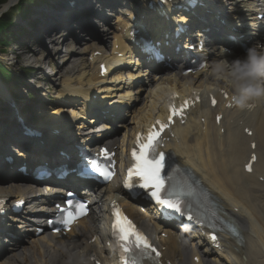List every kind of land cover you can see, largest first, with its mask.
Instances as JSON below:
<instances>
[{
    "label": "bare ground",
    "instance_id": "bare-ground-1",
    "mask_svg": "<svg viewBox=\"0 0 264 264\" xmlns=\"http://www.w3.org/2000/svg\"><path fill=\"white\" fill-rule=\"evenodd\" d=\"M104 1L106 5H113V1L116 0ZM253 1L254 0H246L248 9L250 8L248 6H250ZM236 7L235 10L239 13V6ZM221 11L222 9L219 10V12ZM49 12L50 15L47 17V22L50 23H62L64 18L68 17L69 14L70 16L68 18L70 19L72 15H74L76 19L82 17V14L78 9L77 11H72L70 13L67 12L64 16L55 15L54 10ZM219 12H214L209 18H215ZM254 14H256V12L253 13V15ZM212 23H214L215 27L219 28L221 32L220 36L223 37V39H225L223 34L232 33L229 28L218 26L216 20H213ZM263 37L264 35L260 36V39ZM98 43L99 46L95 44L94 47L103 48L106 46L105 40L99 41ZM87 49L88 47L81 45L80 50L71 49L69 51V56L66 54L61 63L56 64L53 61V67L51 69L53 72H56L57 70V73L59 71L61 74V67L66 65V57L68 56V58L73 60L68 68L65 69V75L59 74L60 78L62 77L60 83L61 95H77L82 99L88 98L95 93V89L101 88V83L106 81L105 79L99 78L95 72L86 73L84 67L75 60V58L78 59L83 57L87 52ZM27 52H29V50ZM55 55L57 57L60 56V54ZM232 58L234 57H230L229 60ZM41 59H43V57ZM219 59H221V54L220 52L218 53L215 51L209 59L208 68L193 76L191 75L190 77L181 76L180 71H175L174 76L162 74L157 78H155V74L152 73L137 72L135 77H130L127 80L126 90L131 88L130 84L133 80L140 79V85L137 86L140 90L139 95H142L146 88H149L144 99H147L146 102H148V99L151 98L148 106L150 109H155L157 107L158 111L161 109L159 104L160 99H162L164 95L165 98L168 97L170 95V93H168L169 90L178 92L177 89H179V91L182 92L179 93V96H185L186 93L190 92L191 88L200 92L201 101L199 115H204L206 117L205 122H201L198 117L197 119L191 118L188 123L179 130L177 140L169 145L173 147L176 158L180 164L187 166L198 176L201 184L208 193L212 209L219 211L220 215H225L226 212H230L229 205H227L226 202L223 203V196L226 197L228 202L240 205L244 208L245 216L236 219L242 239L234 242L233 251L235 255V263L260 264L261 260L264 259V98L258 101L256 108L251 111L239 110L236 108L233 110L224 109V102L219 90L225 89L230 94L232 90L229 86L223 84V81H217L210 75L211 66L219 61ZM40 64H43V62ZM170 65H173V63ZM81 66L82 68H80ZM133 71L135 72V69H133ZM71 73L73 74L71 75ZM120 76L121 75L115 76L116 79L120 80L119 83H121L116 88V90H119V93L123 92V89L121 88H124V84H126L125 82L122 84V77ZM74 85L77 87H74ZM101 89L102 92L105 90L104 87ZM149 93L151 96L148 95ZM127 97L130 100L131 98H134V95L129 94ZM211 97H215L217 100V104L214 107L210 106ZM117 99L118 98L109 101L108 104H114ZM101 103L103 104V102ZM143 109L141 108L140 110H137L136 108L135 112L139 114V117L137 119L131 118L129 120V125L135 121L138 125H132L130 128L138 127L146 120L140 115L145 113ZM216 112L222 114L219 125L213 120V115ZM151 113L152 112L145 114L146 117H151ZM158 115H160V113H158ZM59 117L62 118L63 114ZM59 117H57V115H51L48 119L44 120V122H55L58 121L57 118ZM81 119H84V117ZM151 119L153 120L154 118ZM92 122L93 120L89 123ZM247 125L253 129V136L250 138H247L241 132ZM125 126L123 127V125H120V127H123L122 131ZM83 127L84 125H80L77 128ZM221 129L224 131L223 133L220 132ZM132 135L134 136L135 133L133 132ZM68 136V132L62 129V135L56 137L59 138L58 143L56 144L52 142L55 141V138L50 136L52 141H45L44 143V147L47 148L46 154L53 152L54 150L51 151V149L56 148L57 145L65 144ZM239 137L241 138L238 139ZM242 140H255L258 144L256 150L257 163L254 166L256 172L253 174L245 173L242 168V161L245 159H243L244 153L247 155L249 152L248 143L245 142L244 144H240ZM19 156L23 155L19 154ZM258 175L263 178V181L257 179ZM13 178L14 177H11V179ZM1 180H4V178L1 177ZM109 188V195H112L114 189L111 186ZM1 193L8 197L22 196L23 189L21 185L10 184L7 188L5 186H0V194ZM222 206L225 211L221 210ZM130 212L138 223L140 221L144 223L140 214L133 210H130ZM90 218L95 222V215H92ZM28 230L29 229L26 231ZM94 234L98 236L101 235L96 225L89 226L83 221L80 223L78 230L74 231L72 234V237L74 238L75 235H77V238H75L76 241L69 243H66L65 241L61 242V248L56 251L49 249L45 237L33 238L31 234H27V236L33 239L32 244L30 243L31 246L25 247L20 245L19 242L16 247L9 248L2 252L0 258L6 253L11 254L1 264H82L83 261L86 262V264H89L87 256L90 254L101 257L105 263L108 258L102 243L96 240L94 244L88 245L86 242ZM74 238H72V241ZM168 243V241L163 240L160 242V246L165 247L164 250L167 252L168 249L171 250L172 255L182 259V263L180 264H191L189 259L190 255L185 253L186 251H189V248L179 250V246L168 245ZM191 249L193 252L195 251L193 247ZM206 252L207 251L205 250L201 253V264H222L221 260L215 258L213 253L208 254ZM37 254L38 257H35ZM207 257H209V261L206 260Z\"/></svg>",
    "mask_w": 264,
    "mask_h": 264
},
{
    "label": "snow or ice",
    "instance_id": "snow-or-ice-1",
    "mask_svg": "<svg viewBox=\"0 0 264 264\" xmlns=\"http://www.w3.org/2000/svg\"><path fill=\"white\" fill-rule=\"evenodd\" d=\"M203 67V66H201ZM213 104L215 100L212 101ZM187 107V102L185 101L180 109H174L170 105V115L168 120L171 121L174 115H181L183 108ZM219 119V118H217ZM156 123H160L157 121ZM166 125L161 124V131ZM159 131L149 130L147 137L145 138L144 143H140V138H137V143L139 146V152L137 153L136 149H133L132 155L136 163L132 168L128 169V178L125 180V187H132V184L129 183L131 177L136 176L140 178V187L145 189H151V196L161 205L167 206L168 208H173L179 211L178 204L171 200L162 199L161 192L164 187V180L161 178L160 173L164 168V153H159L156 156L149 158L151 153L154 151V143H157V137H159ZM255 159V157H253ZM94 169L97 168L95 164L92 165ZM250 170V169H249ZM105 178L110 179L111 174L105 173ZM73 202L68 201V204L71 205ZM85 205L79 204L76 206L74 211L67 212L65 218L61 221L65 227H68L75 219L79 216L86 214L83 209ZM113 215L115 217L113 221V230L117 234V241L120 247V258L123 264H138V255L143 251L151 249L155 252L156 249L152 248L147 239L135 229V226L132 222L119 211L118 208H115ZM215 239V237H213ZM159 255V253H157Z\"/></svg>",
    "mask_w": 264,
    "mask_h": 264
},
{
    "label": "clouds",
    "instance_id": "clouds-1",
    "mask_svg": "<svg viewBox=\"0 0 264 264\" xmlns=\"http://www.w3.org/2000/svg\"><path fill=\"white\" fill-rule=\"evenodd\" d=\"M229 50L221 46V54ZM210 75L230 86L229 106L251 111L264 98V42L257 41L242 56L221 59L210 68Z\"/></svg>",
    "mask_w": 264,
    "mask_h": 264
},
{
    "label": "rangeland",
    "instance_id": "rangeland-1",
    "mask_svg": "<svg viewBox=\"0 0 264 264\" xmlns=\"http://www.w3.org/2000/svg\"><path fill=\"white\" fill-rule=\"evenodd\" d=\"M238 1V4H242L240 7L241 8H243L244 6H245V0H237ZM12 42H13V39L10 41V44L6 47L7 49H6V53L8 54V52L12 49V46H13V44H12ZM14 43H19V41H14ZM29 52H32V50H30L29 49ZM61 54V53H60ZM35 55V57L38 59V58H42L43 56H40V54L39 53H35L34 54ZM40 56V57H38V56ZM33 55L28 59V64L29 65H32L33 63H31L32 62V60H34V58H35ZM63 58H64V55L62 54V56L61 57H59V58H56L55 59V61H56V64H58V63H60L62 60H63ZM11 59H13V56H11ZM43 59H45V57L43 58ZM9 62H12V63H14V64H12L11 66H9V68L12 70V71H14V72H17V73H19V74H21L22 73V69H21V65L20 64H18V62H15L14 60H9ZM20 62H21V64H26L25 63V61H23V59H20ZM70 60H69V62H68V65L70 64ZM39 65H41V64H39ZM41 67L42 68H46V63H43L42 65H41ZM65 67V65L64 66H62L61 67V70H60V72L61 73H63L62 71L64 70V69H66V68H64ZM68 68V67H67ZM47 71H48V69H47ZM64 71H66V70H64ZM51 72H53V70L51 71ZM55 73V75L56 74H58L59 73V71H58V73H57V70H56V72H54ZM43 76H45V75H42L41 77L42 78H44ZM60 76V75H59ZM22 77V76H21ZM60 77H58L57 75L56 76H51V77H49L48 76V79H52L53 81H51V80H45V83H41V85L42 86H44L45 88H48V90H49V93H48V95H44V97H45V99L46 100H43L44 102H45V107H44V110H40V111H38V109H40L39 107H32V109H33V112H29V114L30 115H32V116H34V118L35 119H43L44 118V116H48L49 114H50V112L52 113L53 112V110H54V104H51L52 102L50 101V100H47V99H49V98H52V97H54V93L56 92V90H58V85H60L59 83H61L60 82V79H59ZM22 79H24V78H22ZM45 79V78H44ZM61 79H62V77H61ZM25 80V79H24ZM25 81H27V80H25ZM46 83H47V86H45L46 85ZM6 87L7 88H10V85H6ZM61 87V86H60ZM12 88V87H11ZM41 92H45L44 90H41ZM24 93V92H23ZM21 95V94H20ZM103 95V94H102ZM23 99V98H22ZM62 111V110H61ZM38 112H42V113H38ZM39 115V116H38ZM43 117V118H42ZM132 121V120H131ZM134 123L135 122H133L130 126H132V125H134ZM136 125H138L137 124V122H136ZM56 144V143H55ZM0 185H2L1 183H0ZM7 186V185H6ZM72 238H74V237H72ZM74 241H76V239L74 238V240L72 241V240H70L69 242H74ZM31 242L30 241H26L25 243H24V245L25 246H31V244H30ZM30 244V245H29ZM44 250V249H43ZM18 253H19V251H18ZM35 257H37V255H35ZM0 263H1V261H0ZM260 264H264V259L263 260H261V262H260Z\"/></svg>",
    "mask_w": 264,
    "mask_h": 264
},
{
    "label": "trees",
    "instance_id": "trees-1",
    "mask_svg": "<svg viewBox=\"0 0 264 264\" xmlns=\"http://www.w3.org/2000/svg\"><path fill=\"white\" fill-rule=\"evenodd\" d=\"M28 1H29V0H28ZM23 2L26 3L25 0H22L21 4H23ZM30 2H31V1H29V3H30Z\"/></svg>",
    "mask_w": 264,
    "mask_h": 264
}]
</instances>
